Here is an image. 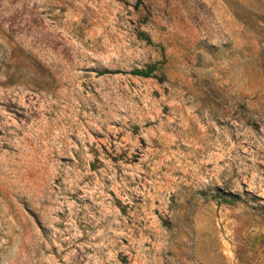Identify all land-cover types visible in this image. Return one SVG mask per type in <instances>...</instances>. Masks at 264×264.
<instances>
[{
  "label": "rangeland",
  "instance_id": "1",
  "mask_svg": "<svg viewBox=\"0 0 264 264\" xmlns=\"http://www.w3.org/2000/svg\"><path fill=\"white\" fill-rule=\"evenodd\" d=\"M0 264H264V0H0Z\"/></svg>",
  "mask_w": 264,
  "mask_h": 264
},
{
  "label": "trees",
  "instance_id": "2",
  "mask_svg": "<svg viewBox=\"0 0 264 264\" xmlns=\"http://www.w3.org/2000/svg\"><path fill=\"white\" fill-rule=\"evenodd\" d=\"M154 66L153 65H147L145 68L143 69H132L130 70L131 74L134 75H139V76H143V77H147L151 75V72L153 70ZM104 71H101L99 73H103ZM227 201V200H224Z\"/></svg>",
  "mask_w": 264,
  "mask_h": 264
}]
</instances>
